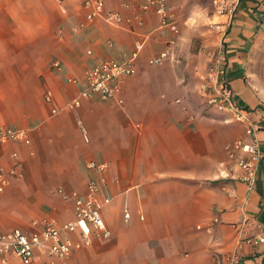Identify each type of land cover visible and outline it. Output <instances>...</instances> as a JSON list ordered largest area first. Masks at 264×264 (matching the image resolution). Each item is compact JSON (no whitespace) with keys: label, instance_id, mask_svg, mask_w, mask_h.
<instances>
[{"label":"crops","instance_id":"1","mask_svg":"<svg viewBox=\"0 0 264 264\" xmlns=\"http://www.w3.org/2000/svg\"><path fill=\"white\" fill-rule=\"evenodd\" d=\"M106 1L109 9H120L123 2L138 6L141 0ZM168 2L180 22L175 56L187 27L211 50L224 40L226 77L257 127L264 153V0H229L234 10L224 35L211 26L227 17L216 13L213 0ZM85 12L81 0H0V127H25L31 137L30 145L0 142L7 169L16 165L14 151L20 161L0 194V230H31L35 219L45 217L73 219V203L60 189L84 193L96 176L86 162L96 159L110 165L102 194L111 202L102 213L112 236L55 264H225L237 239L234 224L240 225L244 213L264 224V156L257 185L249 189L227 154L228 143L250 138L246 123L229 111H214L202 96L193 100L175 57L149 64L172 36L160 29L153 10L131 27L101 18L80 27ZM208 24L211 36L202 30ZM138 43L143 48L137 72L122 81V105L94 97L64 108L84 86L88 66L101 58L123 59ZM57 58L62 70L52 66ZM68 76L79 81L68 82ZM53 107L61 109L52 113ZM240 253V264H264V243L246 244ZM47 260L36 250L32 264ZM7 264L23 263L13 256Z\"/></svg>","mask_w":264,"mask_h":264},{"label":"built area","instance_id":"2","mask_svg":"<svg viewBox=\"0 0 264 264\" xmlns=\"http://www.w3.org/2000/svg\"><path fill=\"white\" fill-rule=\"evenodd\" d=\"M86 12L84 19L79 23L80 27L97 18L104 19L112 25L133 26L134 23L142 24L143 12L153 10L160 18V29H168L172 36L167 40V46L157 54L148 58L151 65L162 64L166 60L175 57L177 48V35L180 33V22L177 14L169 6L168 0H141L138 6L130 2H123L119 9H109L106 0H81ZM215 11L218 15H227L224 21H214L211 26L222 33H226L227 26L232 21L234 4L229 0H213ZM125 10L134 11L126 15ZM59 39L64 38L62 28L58 31ZM142 43H138L133 51L126 54L123 59L101 58L93 65L84 70V86L79 94L68 101L64 108L74 109L81 105L84 99L99 97L105 101H114L122 105V81L125 77L137 72V63L140 57ZM89 53L92 51L89 50ZM209 69L205 80L201 84V91L206 97L207 104L224 111H229L232 116L246 123V132L250 135L248 139H236L227 144V154L240 169L238 179L247 184L249 189L257 185V172L264 156L255 131L257 127L251 121L245 107L239 105L236 100V91L226 77L227 49L224 40L209 52ZM52 66L57 70L64 68L61 59H55ZM67 81L77 83L79 79L68 76ZM46 99L52 101L53 92L46 91ZM61 107H53L52 113L59 112ZM84 132V137L89 141L86 129L79 120ZM24 142L31 144L30 131L28 128L15 125H2L0 127V142L7 143ZM13 156L17 159L13 169H7L0 162V194L7 187L10 175L16 172L20 166L18 152ZM89 169L94 170L96 176L91 178L84 193L78 191L64 192L60 189L65 200L71 201L74 206V218L63 223L51 217L35 219L32 229L25 230L15 228L8 232L0 230V259L2 264H7L11 257H18L23 264H32L35 251L39 250L47 256V264H55L57 258H66L73 252L91 245L95 239H107L112 236V230L107 225L103 216L102 208L111 202L110 195H103V186L107 183L109 163L90 159L86 162ZM118 179V176L116 175ZM245 206V203H244ZM240 225L234 224L237 230L235 247L225 255V264H240V249L248 245H259L264 243V224L253 221L252 217L245 212ZM124 217L129 220L131 213L125 210ZM252 228H250V226ZM208 226L207 230L211 231ZM77 236V238H74Z\"/></svg>","mask_w":264,"mask_h":264},{"label":"rangeland","instance_id":"3","mask_svg":"<svg viewBox=\"0 0 264 264\" xmlns=\"http://www.w3.org/2000/svg\"><path fill=\"white\" fill-rule=\"evenodd\" d=\"M213 8L215 10V4L213 3ZM211 26L208 24L205 25L202 30L209 31V35H212ZM60 29V28H59ZM58 29V31H59ZM196 29L187 27L185 29L184 37H185V43L183 44V47L179 48V54L175 56V59L172 60V62L175 64L176 67H182L185 69L186 74V82L191 85L192 87V96L193 100L197 101L196 99H201V96L205 98L206 97L201 91V84L205 80L206 75H204L207 70L209 69V52L212 51L209 47L203 45L202 40L199 36H197ZM57 31V34H58ZM208 57V58H207ZM200 97H199V96ZM214 111L219 113H224L225 111L222 109H219L214 106H210Z\"/></svg>","mask_w":264,"mask_h":264}]
</instances>
